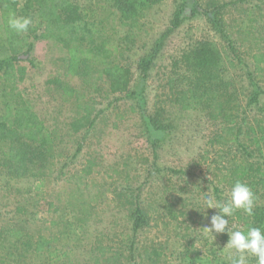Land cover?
<instances>
[{
  "label": "rangeland",
  "instance_id": "374dc122",
  "mask_svg": "<svg viewBox=\"0 0 264 264\" xmlns=\"http://www.w3.org/2000/svg\"><path fill=\"white\" fill-rule=\"evenodd\" d=\"M15 1L23 7V0ZM70 1L86 9H97L98 16L104 20L105 30L113 37L124 34V29L116 24V11L111 6L113 0ZM179 1L163 0L140 18L142 31L137 45L132 52L120 58L123 64L132 68L131 90L138 95L130 101L120 95L108 98L107 92L102 89L95 93L98 98L96 108L103 112L88 135L73 136L69 133L66 126L75 116L73 103L65 102L58 86L48 83L59 77L61 83L75 87L80 94L84 91L80 89L84 86L82 81L66 73L67 52L51 41H33V51L21 63L27 75L18 86V92L50 129L58 128L62 137L58 147L62 148L63 156L55 161L52 173L47 174L44 181L38 184L29 178L13 186L23 194L29 190V195L25 197L6 196L5 182L0 178V231L5 224L20 226L17 219L20 216L15 215V208L28 207L30 219L23 223L25 230L43 235L63 230L65 235L53 247L58 250L57 255H69L57 261V258L46 260L47 256L40 258L31 253L26 260H17L12 264H94L96 253L92 249L97 244L112 249L126 245L131 236V211L118 197H126L132 190L136 191L139 204L149 220L137 234L133 253L135 264H146L144 258H154L150 254L152 249L161 250V259L165 260V264H178L184 253L194 256L197 250L203 256L213 258L214 264H229L227 257L233 253L224 249L227 242L222 240V234L214 233L213 240L210 234L207 237L202 235L200 229L218 211L204 210L205 198L224 200L231 190L229 160L235 158L236 152H241L236 142L237 128L224 122H213L200 110L182 113L174 105L168 86L170 78L178 79L185 75L186 69L181 64H175L197 42L213 41L221 50L229 52L226 43L201 14V5L206 0H187L182 24L164 43L153 61L149 76L140 79L137 69L138 61L170 27ZM223 21L240 57L253 70V55L264 52V0H250L228 7ZM228 76L235 80L238 100H234L233 96L230 105L243 106L249 85L239 70H230ZM256 78L264 87V73L257 74ZM116 98L120 100H114ZM2 101L0 98L1 119L5 112ZM132 106L138 112L133 111ZM162 107H165L166 116L172 124L166 132L156 131L149 123V118ZM241 112L242 108L233 110L238 117H232L237 127L242 128L239 140L243 146L254 149L247 134L248 126L242 124V119L247 117V123L264 124V115ZM79 146L81 152L74 159ZM236 158L235 164L252 161L247 158L240 162L243 158L239 154ZM90 160L94 162L93 173L84 177L81 170ZM64 163L67 166L61 174ZM261 163H264L263 160ZM179 171L183 174L175 173ZM256 175L264 180V164L262 172ZM231 179H238V175L233 174ZM37 185L40 189L35 190ZM216 187L218 194L214 192ZM258 189L259 186L255 188ZM255 197H261L259 201L264 203V193ZM80 203L84 205V215L69 213L70 208L73 209L71 205L75 209ZM51 204L56 205L52 207ZM55 208L60 210L59 215L53 213ZM237 213L238 210L229 218V227L233 229L237 225ZM59 219V226H54L52 222ZM68 224H72L75 231L81 227L78 241L67 240L69 237L65 229Z\"/></svg>",
  "mask_w": 264,
  "mask_h": 264
},
{
  "label": "trees",
  "instance_id": "16d2710c",
  "mask_svg": "<svg viewBox=\"0 0 264 264\" xmlns=\"http://www.w3.org/2000/svg\"><path fill=\"white\" fill-rule=\"evenodd\" d=\"M23 7L18 1L0 0V98L4 115L0 118V178L5 182L4 186L13 189L24 179H33L42 182L45 176L55 167V161L59 160L62 148L58 145L61 136L58 128L50 129L46 123L39 118L29 106L21 94L18 86L24 82L26 68L21 65L33 51L34 42L46 40L62 46L67 52L65 59V70L68 75L78 77L83 89L80 94L75 87L61 83L56 77L48 81L49 84L58 86L62 99L65 102H72L75 116L67 123L68 131L73 136L80 134L88 135L100 119L102 110L97 107V92H107V97L120 95L127 100H132L138 95L131 90L133 79L132 68L121 62L122 56L133 51L140 37V18L154 5L163 0H113L111 6L116 11V24L124 29V34L118 38L113 37L105 30L104 20L98 16L95 8H83L70 0H23ZM250 0H206L201 5V14L210 23L212 29L226 43L229 52L221 50L217 43L209 40L197 42L188 53L182 56L181 64L185 69V75L180 78H170L168 82L170 96L179 111L183 112H205L207 118L213 122H224L233 125L236 129V142L241 152H236L245 161L247 158L252 161L235 164L237 158L229 160L230 188L235 182L246 183L254 195L264 193V180L257 174L262 172L264 163V124L247 123L244 117L243 123L248 126L249 140H252L254 149L245 147L239 138L242 128L237 127L232 117H238L233 110L242 108L243 114L260 113L264 115V87L256 78L257 74L264 73V52L253 55L254 69L246 63L234 47V40L228 36L225 30L223 14L226 9L238 4H245ZM187 0H180L176 5L170 27L163 32L154 42L150 51L137 63L140 79L149 76L153 61L162 50L166 40L182 24L183 15L186 10ZM196 13V10H193ZM10 13L18 16L32 18V24L26 34H16L8 27ZM230 70H239L243 73L245 81L249 85V92L246 94L245 104L240 106L232 104V98L238 101L235 95V80L229 79ZM88 89V91H85ZM77 94V95H76ZM79 94V95H78ZM74 98V99H73ZM97 100V101H96ZM114 100H120L118 98ZM111 104V103H110ZM138 112L135 106L131 107ZM264 120V116L262 117ZM150 125L156 131L166 132L172 127L171 121L166 116V109H158L153 117L149 118ZM228 129V128H227ZM231 129H228L230 131ZM67 131V133H68ZM70 137H72L70 135ZM83 139L85 136H82ZM75 141V139L73 138ZM81 152V146L74 153L73 158ZM67 163L62 165L63 174ZM93 161H88L81 170L82 176H89L93 173ZM47 172V173H46ZM183 174L181 171L175 172ZM233 174L238 179L232 180ZM260 189L255 190L256 187ZM129 190V189H128ZM132 190V189H130ZM255 190V191H254ZM215 194L219 191L214 189ZM123 200L125 206H129L131 215V236L127 244L112 249L111 247L97 244L92 251L94 264H135V246L137 245V234L145 224H148L146 212L139 204V197L136 191L132 190L126 197H118ZM260 198L255 197L254 215L248 216L242 210H238L235 222V229L246 231L249 227H259L264 231V203ZM52 207L56 204H51ZM69 213L84 215V205H71ZM77 210V211H76ZM171 211V210H170ZM172 212V211H171ZM54 214L59 215L60 210L55 208ZM15 215L18 217L20 226L5 224L0 231V264H12L14 261L26 260L31 253L46 260L57 258V261L68 257L66 253L58 254L55 243L61 241L65 235L59 230L52 235L42 233L32 234L25 230L24 221L29 220L28 207L18 206L15 208ZM62 217V216H61ZM60 217V219H61ZM60 219L53 221L54 226H59ZM22 223V225H21ZM58 228V227H57ZM81 230V227H77ZM75 231L72 224L65 229L67 240L78 241L81 234ZM222 240L227 242L229 237L222 234ZM128 252V253H127ZM152 259H146V264H165L161 259L162 252L152 249ZM191 255L184 253L178 264H214L210 256H203L198 250ZM249 264H256L255 258L250 257Z\"/></svg>",
  "mask_w": 264,
  "mask_h": 264
},
{
  "label": "clouds",
  "instance_id": "9594fccd",
  "mask_svg": "<svg viewBox=\"0 0 264 264\" xmlns=\"http://www.w3.org/2000/svg\"><path fill=\"white\" fill-rule=\"evenodd\" d=\"M32 22L31 17L18 16L15 13H10L7 21L8 27L18 35L26 34ZM254 207L253 191L246 183L240 181L234 183L224 200L205 198L204 210L217 209L218 211L209 218V223L200 229L201 233L205 237L210 234L213 240H215L214 233L227 234L229 239L224 249L231 250L233 253L227 257L229 264H249L250 257L255 258L256 264H264V231L259 227H249L246 231L229 227V218L237 210L253 216Z\"/></svg>",
  "mask_w": 264,
  "mask_h": 264
},
{
  "label": "crops",
  "instance_id": "0c3cea01",
  "mask_svg": "<svg viewBox=\"0 0 264 264\" xmlns=\"http://www.w3.org/2000/svg\"><path fill=\"white\" fill-rule=\"evenodd\" d=\"M25 180L26 179L22 180V182L25 181ZM37 183L39 184V182H37ZM3 188H4L5 191H7L6 196H8V194L10 195V197H25V196L29 195L28 194L29 193V190L28 191H25L24 194H23V192L17 191L14 188L13 189H9V188H6L5 186H3ZM38 189H40V186L39 185H37V187L35 188V190H38ZM13 190H15V191H13Z\"/></svg>",
  "mask_w": 264,
  "mask_h": 264
}]
</instances>
